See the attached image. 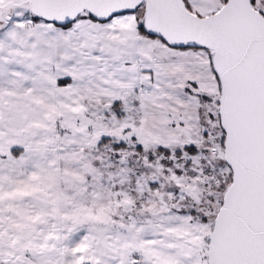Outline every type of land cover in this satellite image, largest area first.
Segmentation results:
<instances>
[{"label": "snow or ice", "instance_id": "1", "mask_svg": "<svg viewBox=\"0 0 264 264\" xmlns=\"http://www.w3.org/2000/svg\"><path fill=\"white\" fill-rule=\"evenodd\" d=\"M0 264H264V0H0Z\"/></svg>", "mask_w": 264, "mask_h": 264}]
</instances>
